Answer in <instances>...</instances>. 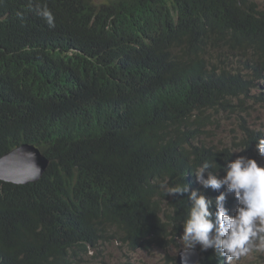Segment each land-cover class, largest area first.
I'll list each match as a JSON object with an SVG mask.
<instances>
[{"label":"trees","instance_id":"1","mask_svg":"<svg viewBox=\"0 0 264 264\" xmlns=\"http://www.w3.org/2000/svg\"><path fill=\"white\" fill-rule=\"evenodd\" d=\"M263 79L264 1L0 0V157L29 143L50 161L0 180V264H76L109 231L162 238L178 216L160 184L188 157L177 124L252 114Z\"/></svg>","mask_w":264,"mask_h":264},{"label":"clouds","instance_id":"2","mask_svg":"<svg viewBox=\"0 0 264 264\" xmlns=\"http://www.w3.org/2000/svg\"><path fill=\"white\" fill-rule=\"evenodd\" d=\"M35 14L49 27H55L54 15L47 6H37ZM260 82L259 89L250 95L252 112L264 107V79ZM176 109L179 112L185 110ZM219 113L212 114L209 121L198 120L196 115L186 117L176 126L181 133L187 134L184 145L188 148V157L176 165V179L169 176L160 184L168 199L159 209L162 216L177 215L176 222L167 227L162 238L154 235L158 226H152V233L137 241H132L123 230H119L117 239L112 237L115 241L133 252L159 248L166 253L168 264H174L173 257L179 264L181 254H184L182 264H189L190 256L194 262L199 258L202 264H221V256L223 264H264V120L249 125L257 136L255 146L251 149L236 143L237 151L233 152L234 147H219L202 139L205 133L202 128L216 123L215 116ZM240 124L236 136L238 143L243 138ZM33 168V178L38 177L39 167L34 158ZM149 221H153L152 218ZM109 236L110 231L95 247L88 246L87 252L81 250L76 264L84 263L83 256L90 247L97 254L98 245L107 241ZM171 249L175 254L169 253ZM90 252L86 262L94 264L97 255H90ZM208 252L211 258H208Z\"/></svg>","mask_w":264,"mask_h":264},{"label":"rangeland","instance_id":"3","mask_svg":"<svg viewBox=\"0 0 264 264\" xmlns=\"http://www.w3.org/2000/svg\"><path fill=\"white\" fill-rule=\"evenodd\" d=\"M108 0H95L96 3L100 4L107 2ZM264 84V83H262ZM249 109L242 114L239 113H228L221 112L216 114L215 122L213 125H209L207 128H202L205 133L202 134V139L217 145L219 147L226 146L228 148H233L236 143H238V125L242 122L240 116H244L248 119V125H252L257 122L260 123L264 120V107H258L252 112V114H247ZM252 117V119H249ZM210 119V118H208ZM209 133V134H207ZM199 246V245H197ZM93 247H90L88 253L83 256L84 263L86 258ZM98 253L91 250L90 255L96 257L94 264H168L166 260V253L159 248H153L150 251H137L133 252L128 248L124 247L118 241H115L109 236L107 241H103L98 245ZM171 255L175 254L174 249L169 251ZM194 262L193 258L189 257V264ZM193 264H202L199 258Z\"/></svg>","mask_w":264,"mask_h":264},{"label":"water","instance_id":"4","mask_svg":"<svg viewBox=\"0 0 264 264\" xmlns=\"http://www.w3.org/2000/svg\"><path fill=\"white\" fill-rule=\"evenodd\" d=\"M33 158L39 167V175L35 178H33ZM48 165L49 160L40 149L32 144H23L0 158V180L15 183L35 182L42 177ZM183 255L178 258L179 264H182Z\"/></svg>","mask_w":264,"mask_h":264},{"label":"bare ground","instance_id":"5","mask_svg":"<svg viewBox=\"0 0 264 264\" xmlns=\"http://www.w3.org/2000/svg\"><path fill=\"white\" fill-rule=\"evenodd\" d=\"M109 5H110V3H109ZM112 7V6H111ZM112 19V18H111ZM121 56H123V55H121ZM118 61V60H117ZM135 87V86H134ZM235 150V151H234ZM237 151V146L235 145L234 146V149H233V152H236ZM224 263V260H223V257L221 256V264H223Z\"/></svg>","mask_w":264,"mask_h":264}]
</instances>
